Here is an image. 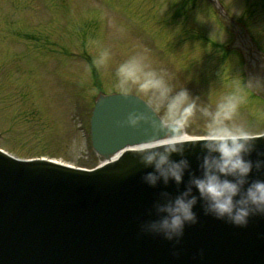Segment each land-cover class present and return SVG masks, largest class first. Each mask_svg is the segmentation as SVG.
I'll use <instances>...</instances> for the list:
<instances>
[{
    "label": "rangeland",
    "instance_id": "rangeland-1",
    "mask_svg": "<svg viewBox=\"0 0 264 264\" xmlns=\"http://www.w3.org/2000/svg\"><path fill=\"white\" fill-rule=\"evenodd\" d=\"M155 1L0 0V145L13 154H49L75 165L92 164L89 163L93 161L90 155L95 157L87 150L81 133L84 123L81 120L80 124L74 111L77 108L84 119L86 100L95 91L92 81L109 89L115 80L119 82L113 76L115 70L123 82L124 76L136 83L139 80L148 91L156 89L149 84V73H156L167 81V86H172L176 81L173 76L179 73L185 77L192 74L194 82L182 86L187 87L185 90L198 107H207L209 112H213L228 94H239L240 76L235 75L237 58L230 59V70L223 67L222 62L220 65L215 62L217 69L226 68V71L210 79L214 87L196 82L202 79L198 62L200 60V65L205 62L206 52L211 50L202 48L198 39L187 38L193 36L192 32L204 30L219 44L230 40L211 8L202 0H185L181 6L187 8L189 19L182 13L179 21V10L174 7L180 0ZM217 2L232 16L252 21V30L254 24L259 27L253 34L264 48V0ZM175 11L177 15L170 20ZM161 20L166 22H159ZM157 22L161 23L160 27ZM127 32L136 33V37H128V33L127 38ZM169 39L182 42L173 49L167 44ZM128 40L134 42L130 44ZM181 67L186 70L183 72ZM93 70L95 75L93 73L91 80ZM201 70L206 73L204 64ZM72 82L86 85L87 89L82 94L74 92ZM156 91L158 93L150 91L156 94H147V98L168 119L166 101L174 96ZM174 91L179 90L175 87ZM72 96L80 101H73ZM246 106L251 113L244 110L241 113L238 109L233 122L255 133L264 132V113H259L262 107L255 102ZM207 122L208 117L197 111L188 122L187 134L202 135L207 131Z\"/></svg>",
    "mask_w": 264,
    "mask_h": 264
},
{
    "label": "water",
    "instance_id": "water-1",
    "mask_svg": "<svg viewBox=\"0 0 264 264\" xmlns=\"http://www.w3.org/2000/svg\"><path fill=\"white\" fill-rule=\"evenodd\" d=\"M246 47L247 86L264 97V55ZM133 113L146 119L130 126L127 120ZM153 123L159 130L160 119L134 96L100 97L91 117L92 145L102 159L126 145L163 138ZM255 143L251 159L264 160V138ZM208 154L203 142L185 144L182 152L171 156L188 161L183 182L161 180L155 187L142 179L153 169L133 151L92 171L42 162L27 166L0 155L6 161H0V264H264V215L250 217L246 227L205 215L191 180L203 175ZM248 179L264 180V167H254ZM38 183L52 189L47 206L34 216L31 207L38 205L27 197L39 194L43 200L47 195ZM31 184H36L32 191ZM189 187L198 198V222L186 226L178 243L141 231V224L155 218L157 203Z\"/></svg>",
    "mask_w": 264,
    "mask_h": 264
},
{
    "label": "clouds",
    "instance_id": "clouds-1",
    "mask_svg": "<svg viewBox=\"0 0 264 264\" xmlns=\"http://www.w3.org/2000/svg\"><path fill=\"white\" fill-rule=\"evenodd\" d=\"M148 76L151 87L162 94L170 91L156 73H149ZM255 85L261 86V80H256ZM240 101L239 94H229L213 112H209L207 107H198L187 90H179L168 105V119L159 130L153 123L154 129L164 133L163 138L139 142L136 149L140 162L153 169L142 177L144 183L150 187H155L161 180L165 184L169 181L178 185L182 183L185 170L189 167L188 161L173 160L171 156L182 152L185 144L203 141V147L209 154L202 162L203 175L193 178L191 184L204 202L205 215L235 227H246L250 217L264 215V180L249 182L248 179L254 167L257 170L264 167V160L254 162L251 159L252 153L257 151L255 141L264 138V132L256 134L248 127L233 122ZM197 111L208 117L207 131L192 138L187 134V126ZM145 119L144 115L133 113L129 114L127 123L135 127ZM257 155L261 154L257 152ZM191 193L189 187L174 198L157 203L154 206L155 218L141 224V231L178 243L186 226L198 222L194 211L198 198Z\"/></svg>",
    "mask_w": 264,
    "mask_h": 264
}]
</instances>
